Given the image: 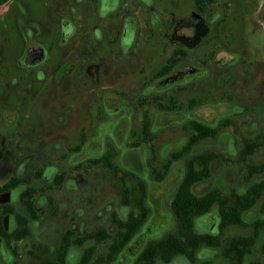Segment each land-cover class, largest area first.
Masks as SVG:
<instances>
[{"label":"flooded vegetation","instance_id":"af4514ba","mask_svg":"<svg viewBox=\"0 0 264 264\" xmlns=\"http://www.w3.org/2000/svg\"><path fill=\"white\" fill-rule=\"evenodd\" d=\"M164 1L0 5L28 43L0 65V264H264V111L239 92L262 66L232 0Z\"/></svg>","mask_w":264,"mask_h":264},{"label":"rangeland","instance_id":"374dc122","mask_svg":"<svg viewBox=\"0 0 264 264\" xmlns=\"http://www.w3.org/2000/svg\"><path fill=\"white\" fill-rule=\"evenodd\" d=\"M5 1L8 2L10 0H4V2ZM234 1L235 0H232L231 3V18L229 20L232 22L231 27L235 31V35H233V46L241 50L244 58L249 64L257 62L262 66L258 72L254 68L250 69L249 74L253 77V80L240 87V101L246 106L250 105L253 109L264 111V26L260 22L259 10L262 0H256L257 2L255 3L244 2L243 5L234 3ZM23 2L28 10L30 20L33 21L35 9L39 11L42 4H35V0H23ZM2 3H0V5ZM13 4L14 2L9 3V6L12 7V11L5 15L1 14L4 7H0V24L4 23L9 29L8 33L2 35L3 42L0 45V65L1 63L11 65L15 62V58L12 57L13 54L11 51L21 56L28 45L26 37L22 35L18 28L19 17L16 10H14ZM162 8L166 17H169L170 12L176 9L175 5L172 4L170 0H165ZM83 14L82 11V15ZM39 16L40 25H42L44 29V34L40 35L39 41L46 47H50L52 41L48 29L50 26V11L41 10ZM233 19L236 21L233 22ZM10 53L12 55H10ZM149 61L154 65V69L156 70L163 64V61L159 59L158 51L151 50L150 54L145 51L141 53L140 64L138 66H142ZM138 66L137 69L139 68ZM261 116L264 117V113L263 115L260 114V117ZM77 140L78 136L73 134V141L77 142Z\"/></svg>","mask_w":264,"mask_h":264},{"label":"trees","instance_id":"16d2710c","mask_svg":"<svg viewBox=\"0 0 264 264\" xmlns=\"http://www.w3.org/2000/svg\"><path fill=\"white\" fill-rule=\"evenodd\" d=\"M4 2V0H0V3Z\"/></svg>","mask_w":264,"mask_h":264}]
</instances>
